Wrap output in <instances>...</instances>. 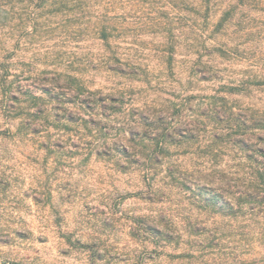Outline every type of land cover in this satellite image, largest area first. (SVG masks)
I'll return each instance as SVG.
<instances>
[{
	"label": "rangeland",
	"instance_id": "obj_1",
	"mask_svg": "<svg viewBox=\"0 0 264 264\" xmlns=\"http://www.w3.org/2000/svg\"><path fill=\"white\" fill-rule=\"evenodd\" d=\"M252 16L262 31L247 46H264V12ZM171 27L139 24L115 48L137 70L95 69L83 49L13 58L23 88H0V264H264V129L249 120L264 84L230 88L264 56H209L207 31ZM45 60L72 62L77 81L35 99L36 77L66 75ZM239 198L259 201L221 205Z\"/></svg>",
	"mask_w": 264,
	"mask_h": 264
},
{
	"label": "trees",
	"instance_id": "obj_2",
	"mask_svg": "<svg viewBox=\"0 0 264 264\" xmlns=\"http://www.w3.org/2000/svg\"><path fill=\"white\" fill-rule=\"evenodd\" d=\"M255 9L264 12V0H0L2 98L17 99L13 88H23L21 84L13 87V80L9 79L15 68L13 58L17 56H71L83 49L86 54L97 53L101 56V61L92 65L95 69H140L142 65L138 60L120 62L123 59L115 49L128 36L134 38L138 35L136 29L139 24L143 25L141 31L149 36H153L157 28L169 37L178 35L179 30L171 27L173 22L186 25L187 37L193 32L196 35V30L201 29V36L207 31L209 43L206 45L203 40L200 48L204 47L209 56L227 57L250 52L264 56V46L254 44L258 42L257 39L247 46L254 40L251 37L256 38L262 31L252 16ZM167 24L170 28H166ZM41 65L54 70L64 69L66 75L58 73V77L51 80L36 77L29 84V89L32 87L35 91L29 93L35 99L40 98L36 94L38 90L47 93L48 85L58 83L61 75L66 81H77L70 73L74 69L72 62L59 65L45 60ZM85 65H88L87 62ZM251 84L263 85L264 72H256L230 88L245 90ZM249 120L264 129V110L256 109ZM257 173H261L264 181V173L259 169ZM215 201L219 203L220 199ZM257 201L259 198H239L236 204L223 202L221 205L230 210L237 205V210L233 211L237 215L238 211L244 209L254 210Z\"/></svg>",
	"mask_w": 264,
	"mask_h": 264
},
{
	"label": "water",
	"instance_id": "obj_3",
	"mask_svg": "<svg viewBox=\"0 0 264 264\" xmlns=\"http://www.w3.org/2000/svg\"><path fill=\"white\" fill-rule=\"evenodd\" d=\"M2 264H5V263H2Z\"/></svg>",
	"mask_w": 264,
	"mask_h": 264
}]
</instances>
